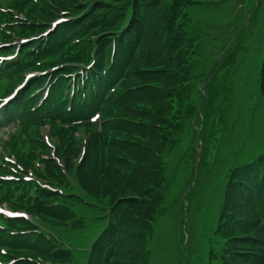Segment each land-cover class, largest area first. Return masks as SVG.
I'll use <instances>...</instances> for the list:
<instances>
[{"label":"trees","instance_id":"16d2710c","mask_svg":"<svg viewBox=\"0 0 264 264\" xmlns=\"http://www.w3.org/2000/svg\"><path fill=\"white\" fill-rule=\"evenodd\" d=\"M39 3L43 8L31 6L29 0H15L19 13L28 10L29 25L15 29L20 38L38 36L62 12L79 19L59 27L49 38L47 49L39 54L28 55L30 50L23 48L21 62L2 79L22 81L32 69L88 64L92 53L96 67L81 80L85 97L76 95L70 112H66L64 103L55 105L50 100L54 105L50 108L52 136L59 141L56 155L64 159L72 180L61 172L56 161L41 159L45 170L36 174L50 189L24 185L22 181H0V202L39 219L59 237L61 231V238L85 228L84 219L78 218L76 212L79 207L94 200L105 203L111 209L110 223L93 245L88 264H148V239L165 202L163 155L174 146V132L182 125L181 129L185 127L184 117L191 119L196 114L188 110L184 100L195 76L192 61L196 52L194 43L198 40L189 35L188 23L189 10L197 3L194 0H39ZM75 40H80V44L71 47ZM42 59L43 64L37 67ZM58 75L52 80L51 94L62 98L72 88ZM118 83L117 90L108 97L107 91ZM40 86L41 83H32L29 93ZM95 112L103 116L99 129L88 123ZM215 112L218 123L223 124L225 111L220 106ZM109 118L112 119L105 121ZM82 121L81 125L71 126ZM44 123L36 115L21 117L23 133L33 150L47 155V147L29 134L31 125ZM63 125L70 126L64 129ZM33 133L39 136L37 130ZM77 133L84 134L88 144L83 161L75 170L73 161L83 148ZM17 144L14 139L13 147L17 148ZM207 153L208 149L201 154L199 174L208 166ZM193 155L197 161V153ZM34 157L32 154L31 158ZM0 220L7 228L0 233V246L8 248L9 256L23 259L16 264H41L36 261L39 257L59 264L72 260V254L64 248L52 252L55 241L34 233V225L27 220L2 217ZM217 234L225 246L221 256L211 255L209 264H217L216 261L264 264V154L231 173L224 190Z\"/></svg>","mask_w":264,"mask_h":264},{"label":"rangeland","instance_id":"374dc122","mask_svg":"<svg viewBox=\"0 0 264 264\" xmlns=\"http://www.w3.org/2000/svg\"><path fill=\"white\" fill-rule=\"evenodd\" d=\"M194 1L198 3L189 10V35L196 38L199 44L194 43L196 52L192 62L195 76L184 103L197 115L191 119L184 117L185 127L181 129L182 125L181 130L174 132V146L163 155V158L170 159L164 189L166 203L148 239V247L154 251L153 255L161 259V264L173 261L177 233L183 263L186 262L182 243L184 232L177 228L180 222L181 228L185 224L191 227L187 231L194 249L191 261L185 264L207 263L210 243L223 245L213 232L231 173L264 153V0ZM241 6H245L244 9ZM236 11L237 16L234 15ZM200 91L206 93V102ZM201 104L204 105L200 108ZM220 106L226 116L223 124H219V119L215 117V110ZM7 135L0 134V147ZM78 135L84 137L81 133ZM206 149L208 166L203 174H199L200 167H195L193 154L201 155ZM73 162L77 164L78 159ZM65 167L62 159L58 168L64 173ZM189 189L192 190L189 195L191 204L184 206L183 199L187 197H184V192ZM95 203L92 201V204ZM80 212L86 217L101 214L97 209L89 211L83 207ZM95 225L75 238L63 234L62 239L69 241L74 249L85 250L95 237L91 235ZM97 226L100 228L101 224ZM11 260L8 251L0 249V261Z\"/></svg>","mask_w":264,"mask_h":264}]
</instances>
